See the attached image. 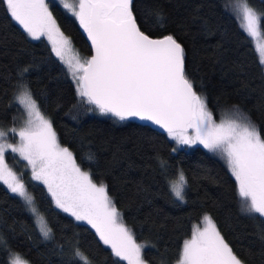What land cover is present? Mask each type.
I'll return each instance as SVG.
<instances>
[{
  "label": "trees",
  "instance_id": "16d2710c",
  "mask_svg": "<svg viewBox=\"0 0 264 264\" xmlns=\"http://www.w3.org/2000/svg\"><path fill=\"white\" fill-rule=\"evenodd\" d=\"M247 2L264 14V0ZM47 3L62 33L79 55L89 59L91 49L80 26L53 0ZM230 4V0H133L132 10L149 37L172 35L181 44L186 74L214 117L239 108L264 136V72ZM261 29L264 32V18ZM25 67L29 71L24 82L58 142L94 182L106 185L123 223L137 243L146 245L142 251L146 264L179 260L183 241L205 214L243 264H264V220L241 211L236 182L220 159L199 147L173 152L172 142L159 130L87 111L89 105L79 102L67 70L48 42L29 39L0 3V128L4 130L25 120L23 109L13 101ZM5 159L23 172L26 190L52 229L53 239H43L24 202L0 185V264H9L14 253L28 264H83L74 258L76 247L90 264H126L103 246L93 230L54 208L46 189L29 179L18 158L9 153ZM178 170L188 181L183 203L169 186Z\"/></svg>",
  "mask_w": 264,
  "mask_h": 264
},
{
  "label": "snow or ice",
  "instance_id": "6c2138e0",
  "mask_svg": "<svg viewBox=\"0 0 264 264\" xmlns=\"http://www.w3.org/2000/svg\"><path fill=\"white\" fill-rule=\"evenodd\" d=\"M0 3L29 37L47 39L51 52L71 74L79 102L89 105L87 111L98 110L120 121L136 118L150 122L163 129L177 148L199 144L220 155L235 179L241 211L253 219L264 220V136L239 108L216 122L186 74L181 44L172 35L153 39L141 31L133 14V0H76L73 4L60 0L87 34L93 51L90 59L81 58L73 50L46 0ZM234 12L240 27L258 41L259 63L264 66V14L257 13L247 0H235ZM156 16L162 19L160 13ZM28 71L27 67L20 71L13 96L27 119L18 129L0 128V183L24 200L43 238L53 239L52 229L27 192L22 175L5 161L10 150L27 161L32 179L47 188L55 206L76 221L90 225L115 257L127 264H145L142 250L146 245L137 243L123 223L106 185L94 182L91 173L82 170L73 153L58 142L51 122L41 113L24 82ZM9 133L18 136L19 142L9 143ZM164 166L161 161V167ZM187 183L183 170H178L176 178L169 182L177 200L184 201ZM201 222L203 227H194L191 238L183 241L178 264H243L211 217L204 215ZM74 258L90 264L78 247ZM11 264L28 262L14 254Z\"/></svg>",
  "mask_w": 264,
  "mask_h": 264
},
{
  "label": "rangeland",
  "instance_id": "374dc122",
  "mask_svg": "<svg viewBox=\"0 0 264 264\" xmlns=\"http://www.w3.org/2000/svg\"><path fill=\"white\" fill-rule=\"evenodd\" d=\"M55 3H57L58 4V6H60L66 13H68L70 16H72L73 17V19L76 21V23L78 24V26H80V24H79V22H78V20L75 18V16H73L72 14H71V12L69 11V10H67V9H65L63 6H62V4L60 3V0H53ZM231 1V9H232V12H233V14H234V16H235V18H236V15H235V12H234V7H235V0H230ZM46 2H47V0H46ZM76 2V0H67V3H69V4H73V3H75ZM49 11H50V9H49ZM51 12V11H50ZM55 19V18H54ZM237 19V18H236ZM14 21V20H13ZM15 22V21H14ZM16 23V22H15ZM239 23V22H238ZM22 30H23V28L18 24V23H16ZM240 24V23H239ZM80 28H81V26H80ZM242 29V28H241ZM61 30V29H60ZM243 30V29H242ZM24 31V30H23ZM81 31L86 35V33L83 31V29L81 28ZM25 32V31H24ZM62 32V31H61ZM245 32V31H244ZM26 33V32H25ZM246 33V32H245ZM26 35L28 36V34L26 33ZM247 35V34H246ZM65 36V35H64ZM248 36V35H247ZM28 38L29 39H32L31 37H29L28 36ZM248 38L252 41V44H253V47H254V51H256V55H257V59H258V61H259V57H258V53H257V50H256V44H257V40H253L251 37H249L248 36ZM41 39H44L46 42H48L47 41V39L46 38H44V37H41ZM69 40H70V38H68ZM261 39H263V37L261 38ZM33 40V39H32ZM36 41V40H35ZM71 41V40H70ZM48 44H49V42H48ZM71 44H72V42H71ZM49 46H50V49H51V45L49 44ZM72 48H73V50L76 52V53H78V51L76 50V48H74L73 47V44H72ZM79 54V53H78ZM55 56V55H54ZM81 58H83L81 55H79ZM55 58L57 59V60H59L56 56H55ZM60 61V60H59ZM261 65V64H260ZM63 66H64V68L67 70V68H66V66L63 64ZM262 67V71L264 72V66H261ZM67 72H68V70H67ZM68 75H69V78L72 80V82H73V84H74V87H75V90H76V84L74 83V81H73V78H72V76H71V74L68 72ZM201 95V94H200ZM202 96V95H201ZM203 98H204V96H203ZM205 99V98H204ZM17 105H19L18 103H16ZM20 106V105H19ZM22 109H23V107L22 106H20ZM23 112H24V115H25V120L27 119V115H26V112H25V110L23 109ZM98 115H100V116H103L104 114H101V113H99V111L98 110H96L95 111ZM226 113L225 112H223L220 116H219V118H217V117H214V119L216 120V122H219L223 117H224V115H225ZM46 118V117H45ZM47 119V118H46ZM24 120V121H25ZM23 124H24V122L23 123H21V124H19V126L18 127H16L17 129L19 128V127H21V126H23ZM8 129H10V128H8ZM5 131H7V130H5ZM166 135V138H167V140H169V141H171L172 142V144H173V148H177V145L175 144V142L174 141H172V140H170L169 138H168V136H167V133L165 134ZM12 138H13V140H12ZM8 142L9 143H18L19 142V137L18 136H13L12 135V133H9L8 134ZM192 147H199V148H201V149H204L203 148V146L202 145H199V144H197V145H192V146H186V145H184V146H179L178 148H177V151L178 150H181V149H186V150H189V149H191ZM209 154H211V155H214L215 157H217L218 159H220L222 162H223V164H225V166H226V169L229 171V169H228V167H227V165H226V162L220 157V155H218V154H215V153H213V152H209L207 149H205ZM11 154V156H14V157H16V158H18V160L19 161H21L23 164H24V168H26V170H28V172H29V179H31V181H34V182H36V183H38V184H40L42 187H44V189H46V191H47V188L41 183V182H39V181H36V180H33L32 179V177H31V169H30V167H27L26 165H27V161H25V160H23L18 154H16V153H12L10 150L9 151H7L6 152V154L5 155H7V154ZM5 161H6V163L13 169V171H15L18 175H22V179H23V172L21 171V172H19V171H17L11 164H9L8 162H7V160L5 159ZM230 172V171H229ZM230 174H231V172H230ZM232 176V175H231ZM232 178L234 179V177L232 176ZM235 180V179H234ZM23 182H24V179H23ZM0 185H2L7 191H9L10 193H12L8 188H7V186H5L3 183H0ZM27 192L29 193V191L27 190ZM170 192H171V190H170ZM13 195H15V196H17L21 201H23L24 202V200L21 198V197H19L18 195H16V194H14V193H12ZM30 194V193H29ZM47 194H48V196H49V198L52 200V198H51V196L49 195V193L47 192ZM171 194H173L172 192H171ZM174 196V195H173ZM175 197V196H174ZM176 199V198H175ZM177 200V199H176ZM239 200H240V198H239ZM178 202H180V203H183V201H179V200H177ZM52 203H53V206H54V208H56L57 210H59V211H61L65 216L67 215L68 217H70L72 220H74L76 223L78 222V223H80V224H83V225H85V226H87V227H89L91 230H93L94 232H95V230L94 229H92L91 228V226L90 225H88L86 222H84V221H76L75 220V218L74 217H72V216H70L69 214H67V213H64L62 210H60L59 208H57L56 206H55V204H54V202L52 201ZM24 204H25V206H26V209H27V211L29 212V214L31 215V217L33 218V222H35V225H36V228H37V230H38V232H40L39 231V228H38V226H37V223H36V219H35V217H34V215L32 214V212L29 210V207L26 205V203L24 202ZM205 215H208V214H205ZM209 216V215H208ZM123 221V220H122ZM202 219L199 221V222H197V223H195L194 224V226H193V228L194 227H196V226H198V227H203V224H202ZM213 221V220H212ZM216 225V224H215ZM193 228H192V230H193ZM216 228H217V226H216ZM218 230V229H217ZM41 234V233H40ZM95 234H96V232H95ZM191 234H192V232H191ZM42 236V235H41ZM96 236H97V238H98V240H100L99 239V237H98V235L96 234ZM43 237V236H42ZM191 238V235H190V237L189 238H187V239H190ZM44 239V238H43ZM45 240V239H44ZM101 243L103 244V242L101 241ZM103 246L104 247H106V248H108L109 250H111L110 249V247H108V246H106V245H104L103 244ZM144 250V249H143ZM142 250V251H143ZM15 254V253H14ZM14 254H10V257H9V264H11V259H12V256L14 255ZM119 259V258H118ZM121 261V260H120ZM123 262H125L126 264H127V262L126 261H123ZM146 264V263H145ZM174 264H178V260L174 263Z\"/></svg>",
  "mask_w": 264,
  "mask_h": 264
},
{
  "label": "water",
  "instance_id": "95a60500",
  "mask_svg": "<svg viewBox=\"0 0 264 264\" xmlns=\"http://www.w3.org/2000/svg\"><path fill=\"white\" fill-rule=\"evenodd\" d=\"M85 37H87V34L85 35ZM151 38V37H150ZM154 39H156V38H154ZM87 44H88V47H90V49H91V55H90V57H89V59L91 58V56L93 55V51H92V46H91V42H90V40L88 39V37H87ZM128 120H131V121H138V122H141V123H143L144 125H148V126H150L151 128H153V129H155V130H159L160 132H162V133H164V134H166V132H164V130L163 129H160L158 126H155V125H152L150 122H144V121H140L139 119H136V118H132V119H128Z\"/></svg>",
  "mask_w": 264,
  "mask_h": 264
}]
</instances>
